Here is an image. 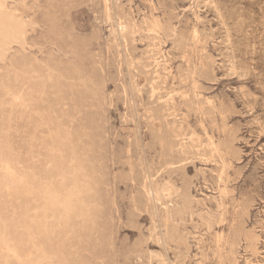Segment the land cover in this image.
Instances as JSON below:
<instances>
[{"label":"rangeland","instance_id":"374dc122","mask_svg":"<svg viewBox=\"0 0 264 264\" xmlns=\"http://www.w3.org/2000/svg\"><path fill=\"white\" fill-rule=\"evenodd\" d=\"M0 264H264V0H0Z\"/></svg>","mask_w":264,"mask_h":264},{"label":"bare ground","instance_id":"6f19581e","mask_svg":"<svg viewBox=\"0 0 264 264\" xmlns=\"http://www.w3.org/2000/svg\"><path fill=\"white\" fill-rule=\"evenodd\" d=\"M229 59H230V58H229ZM157 137H158V136H157ZM162 140H163V139H162ZM168 148H169V147H168ZM215 148H217V147H215ZM215 148H214V150H215ZM163 152H164V151H163ZM163 152H162V153H163ZM185 152H186V151H185ZM214 153H215V152H214ZM163 154H164V153H163ZM185 154H186V153H185ZM169 155H170V154H169ZM169 155H168V156H169ZM173 156H174V155H173ZM162 157H163V156H162ZM165 157H166V156H165ZM165 157H164V158H165ZM187 159H188V158H187ZM173 160H174V159H173ZM178 160H179V159H178ZM183 160H185V159L183 158ZM178 162H179V161H178ZM180 163H181V162H180ZM169 164H171V163H169ZM175 164H176V163H175ZM164 165H165V164H164ZM171 165H173V163H172ZM167 217H168V216H167ZM220 223H221V222H220ZM255 239H256V238H255ZM215 254H216V253H215ZM227 258H228V257H227ZM233 260H234V259H233ZM236 262H237V261H236Z\"/></svg>","mask_w":264,"mask_h":264}]
</instances>
